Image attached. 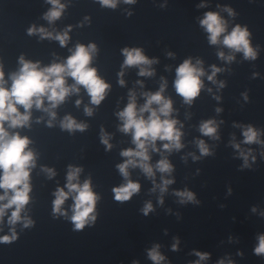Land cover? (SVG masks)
Segmentation results:
<instances>
[{"label": "water", "instance_id": "95a60500", "mask_svg": "<svg viewBox=\"0 0 264 264\" xmlns=\"http://www.w3.org/2000/svg\"><path fill=\"white\" fill-rule=\"evenodd\" d=\"M63 2L67 8L62 18L50 24L44 19L52 7L47 0H0V63L6 75L19 70L21 56L50 66L66 60L71 55L69 49L77 44L94 43L98 53L91 66L111 88L102 104L95 106L81 86L80 94L71 95L56 109L54 126H48L46 113L34 108L31 128L14 130L30 138V147L38 157L37 167L32 170L31 202L26 209L34 226H16L19 239L0 244V264H153L147 252L156 244L161 245L170 264H194L198 257L191 254L193 251L210 253L206 264H218L227 256L235 264H264V258L253 252L258 235L264 234V217L259 215L264 212V147L242 144L253 149L257 158L250 169L243 168V160L232 147L233 138L237 143L244 140L242 129L235 125L251 124L264 130V0H137L134 5L121 0L116 9L104 8L97 0ZM201 4L208 6L201 8ZM224 8L233 9L236 16H229ZM207 12H217L226 19L229 31L237 24L246 26L253 46L259 49V58L249 61L242 53H236L231 64L222 61L218 52H231L209 43V34L200 25ZM34 25L54 33L71 26L68 46L29 35ZM125 48L143 49L149 59L158 60L152 65L155 75L142 77L138 75L139 68L130 67L125 70L126 86L122 87L119 73ZM188 59L193 63L202 60L208 75L213 65L225 69L216 79L226 87L219 88L218 83L205 76L201 95L192 105L185 104L174 82L176 69ZM164 80V95L174 104L173 118L184 125L185 147L164 152L175 171L171 176L157 171L156 183H162V175L175 183L169 186L161 205L159 190L152 191L153 181L141 169H130V178L141 185V191L128 202H118L112 189L126 182L117 169L126 159L120 153L135 145L130 134L119 130L122 122L117 113L127 106L131 91L137 93L141 106L145 103L141 93L159 91ZM138 81L143 82V87ZM67 83L74 81L68 78ZM215 96L221 99L218 101ZM77 100L83 102L79 107ZM85 106L94 109L93 116L86 115ZM217 108L222 111L218 113ZM68 115L87 124V130H63L60 122ZM208 120L219 123V140L200 133L201 123ZM102 130L112 137L111 151L101 142ZM198 139L204 140L214 154L202 156L196 145ZM163 143L158 141L157 147L163 150ZM150 154L153 166L163 158L160 153ZM191 154L200 159L194 160ZM70 165L83 168L81 182L91 178L94 191L100 196L97 220L82 231L75 230L70 220L71 199L64 206L68 217L53 214V194L66 185ZM43 168L55 169L56 177L49 179ZM185 189L192 191L199 203L181 204L173 193ZM148 202L154 211L145 216L142 209ZM254 207L258 209L256 213L252 212ZM3 229L0 235L10 234L7 218ZM177 238L180 251L173 252L171 247ZM238 252L244 253L243 258Z\"/></svg>", "mask_w": 264, "mask_h": 264}, {"label": "clouds", "instance_id": "9594fccd", "mask_svg": "<svg viewBox=\"0 0 264 264\" xmlns=\"http://www.w3.org/2000/svg\"><path fill=\"white\" fill-rule=\"evenodd\" d=\"M52 5L51 9L45 14L44 19L50 24H54L60 20L66 11L67 5L63 0H47ZM104 8L116 9L121 0H97ZM123 3L134 5L137 0H123ZM201 4L199 7H207ZM229 16L235 17L236 13L231 8H224ZM131 15V13H129ZM86 20L90 18L86 17ZM201 27L209 34L208 40L211 45H222L230 50L231 54L218 52V56L222 61L231 64L236 59V53H242L245 60L255 61L259 58V49L254 47L251 40V32L246 26L237 24L229 31V24L217 12H207L204 18L200 20ZM83 26V25H81ZM72 27L69 26L62 33L51 32L46 28H37L35 25L29 29V35H39L41 39L56 40L62 47H67L71 37L69 33ZM71 55L60 63L53 62L50 66H42L39 62H32L23 56L19 59L20 68L17 72L7 76L2 63H0V233L4 231L3 225L7 218V225L10 234L0 235V244H12L19 239L16 226L22 225L23 228L34 226V221L26 215L27 206L31 202V193L33 191L31 177L32 170L37 167V154L31 149L32 141L27 136H22L17 129L31 128L32 110L43 111L49 117L48 126H54L53 122L57 119L58 109L66 100L74 94H80L81 86L90 96V103L100 106L106 99L111 86L98 75V70L92 67L94 57L98 53L97 45L92 43L87 46L77 44L74 49H69ZM125 57L122 70L119 73L120 85L126 86L124 80L125 70L130 67L139 68L138 75L142 77H152L155 71L152 65L158 63V60L149 59L143 49L125 48L122 50ZM169 53V56H172ZM204 62L192 59L185 60L176 69V79L174 87L178 95L183 97L184 103L192 105L193 102L201 95L205 84L202 78L205 76L212 83H218L219 88L226 87L224 82H217V75L225 69L215 65L211 68V75H208L204 69ZM259 74H254L256 78ZM68 78L74 83L69 85ZM10 81V83H9ZM143 87V82H137ZM167 90V80L161 84L160 90L151 93L143 92L141 95L145 99V103L138 106L137 93L131 91L129 93V102L127 106L117 113L119 120L122 122L119 130L124 134L132 136V143L135 148L123 150L120 154L126 158L124 163L118 164L117 169L126 181L124 184L112 189L114 199L118 202H128L141 191V185L134 182L130 177V169L139 168L142 172L153 181L155 187L153 192L159 190V203L164 204L163 196L169 190V186L175 183L174 179L165 178L171 176L175 171L164 152L171 153L173 151L182 150L185 145L182 142L184 125L173 118L175 109L171 98L164 95ZM210 93L212 89H207ZM218 101L221 99L215 96ZM245 101L249 100L247 93L244 94ZM47 101V106L45 102ZM83 102L76 101L77 107ZM155 106V107H154ZM21 108L23 111H21ZM86 115L93 116L94 109L85 106ZM219 113L222 109L217 108ZM147 114V115H146ZM40 123L41 120H37ZM220 123H223L221 121ZM242 129L244 140L242 143L235 142L233 138L232 147L239 153V158L243 160V168L250 169L252 164L256 162V156L251 148H244L243 145H260L264 147V130L257 129L255 126L235 125ZM60 127L69 132H84L88 125L78 122L71 115L65 116L60 122ZM203 136L219 140V123L216 120H208L201 123L199 128ZM112 137L102 130L101 142L111 151L113 145L110 143ZM164 142L163 150L157 147V142ZM196 145L202 156H210L214 153L209 145L201 139L196 141ZM160 153L163 158L153 166L151 164L150 153ZM194 160L200 157L191 154ZM264 156V152L261 153ZM49 179H54L57 175L55 169L43 168ZM162 175V183H156V172ZM83 168L70 165L67 173V183L64 187H59L54 192L55 199L53 201V214L55 216L68 217V211L65 209L66 202L71 199V217L70 220L74 224L75 230L82 231L87 226L95 223L97 220V204L100 196L94 191L91 178L81 182V174ZM67 189V191L65 190ZM231 192V190H230ZM180 198L181 204L194 203L199 201L196 195L185 189L173 193ZM154 211L151 202L146 203L142 212L145 216ZM257 208H253L252 212L256 213ZM10 213V214H9ZM264 217V212H259ZM257 244L254 247V255L264 258V234L257 237ZM173 252L180 251V240L177 238L172 244ZM192 255L198 257L194 264H206L211 259L208 252L193 251ZM241 258L244 253L238 252ZM148 259L153 264H170L168 258L162 254L161 245L156 244L147 252ZM138 264V262H134ZM218 264H235L231 256L218 261Z\"/></svg>", "mask_w": 264, "mask_h": 264}]
</instances>
